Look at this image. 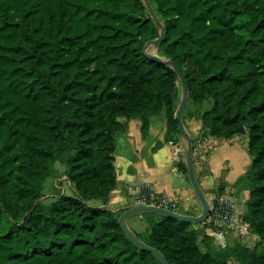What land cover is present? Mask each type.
Listing matches in <instances>:
<instances>
[{
	"label": "trees",
	"instance_id": "trees-1",
	"mask_svg": "<svg viewBox=\"0 0 264 264\" xmlns=\"http://www.w3.org/2000/svg\"><path fill=\"white\" fill-rule=\"evenodd\" d=\"M150 1L166 29L159 55L186 74L203 135L249 134L239 183L259 243L220 251L202 226L157 215L135 232L170 264H264V0ZM158 37L141 0H0V264H162L106 207L120 119H140L145 136L166 111L167 141H181L178 77L144 55ZM58 163L74 194L48 202Z\"/></svg>",
	"mask_w": 264,
	"mask_h": 264
},
{
	"label": "crops",
	"instance_id": "crops-1",
	"mask_svg": "<svg viewBox=\"0 0 264 264\" xmlns=\"http://www.w3.org/2000/svg\"><path fill=\"white\" fill-rule=\"evenodd\" d=\"M126 129L115 135V174L117 186L110 195L108 209L118 212L137 203L144 184H151L157 191L177 201V212L184 215L200 216L201 203L194 189L178 165L185 161L182 141L174 135L167 141L170 132L168 116L163 111L150 119L147 135L142 133L140 119L126 120ZM185 125L194 141L203 135V124L190 113L185 112ZM213 139V147L206 162L197 165V174L203 190L209 198L215 191L232 194L237 198L239 207L245 211L250 199V191L239 180L246 175L252 165L249 154V134L236 136L229 140ZM67 180L63 176L62 180ZM68 181V180H67ZM72 189V185L68 182ZM57 188V185H56ZM63 193H66L64 187ZM73 191V190H72ZM74 193V191H73ZM56 195L44 197L52 201ZM101 206L100 202H94ZM135 222V227L131 224ZM138 233H145L147 226L142 216L129 222Z\"/></svg>",
	"mask_w": 264,
	"mask_h": 264
},
{
	"label": "water",
	"instance_id": "water-1",
	"mask_svg": "<svg viewBox=\"0 0 264 264\" xmlns=\"http://www.w3.org/2000/svg\"><path fill=\"white\" fill-rule=\"evenodd\" d=\"M141 1L143 2L148 14L150 15L153 23L159 31V37L146 44L144 55L147 59L171 69L178 77V81L181 87V100L175 113V120L177 121L179 135L184 147L188 178L196 196L201 203L202 213L200 216L184 215L162 207L137 202L122 210L119 218V223L128 239L133 242L138 248L152 253L162 264H170L167 258L160 251L148 245L143 239L138 236V234L131 228L129 222L133 218L141 217L143 215H157L165 218H173L179 222L193 224L195 226H202L210 216L211 203L209 195L203 190L199 181L194 152V139L185 125V112L190 100V88L186 74L182 70H180V68L174 61L159 55L160 46L166 40L165 25L162 19L157 14L151 1Z\"/></svg>",
	"mask_w": 264,
	"mask_h": 264
},
{
	"label": "built area",
	"instance_id": "built-area-1",
	"mask_svg": "<svg viewBox=\"0 0 264 264\" xmlns=\"http://www.w3.org/2000/svg\"><path fill=\"white\" fill-rule=\"evenodd\" d=\"M212 147L213 139L210 136L200 135L195 139L194 152L196 165L206 162V157L212 150ZM209 199L211 213L207 221L202 225L205 235L217 238L222 230L233 231L243 236L250 233V224L244 217L245 212L240 209L237 198L234 195L215 191ZM137 202L177 212L178 202L157 191L149 183L143 185Z\"/></svg>",
	"mask_w": 264,
	"mask_h": 264
},
{
	"label": "rangeland",
	"instance_id": "rangeland-1",
	"mask_svg": "<svg viewBox=\"0 0 264 264\" xmlns=\"http://www.w3.org/2000/svg\"><path fill=\"white\" fill-rule=\"evenodd\" d=\"M180 100H181V87H180V84L178 83L177 88H176V107H178ZM212 103L213 102L205 104L203 108L204 109L211 108ZM189 109L191 111L195 109V105L192 102L189 104ZM64 174H65V167L59 163L56 164L55 177L49 179L45 184V187H44L45 197L51 194H54L56 196H58L59 194H65L68 196L74 194L71 187L68 184V181L66 179L62 180L63 176H65ZM56 185H57V188H56ZM61 187H64V189L66 190V193H63V189ZM142 222L145 223L146 226L148 227L147 220L143 219ZM131 226L132 228H134L135 222H133ZM222 231H221L222 234L220 233L219 237H217V239L215 238V243H214V247L220 251H226L230 246L234 245L235 243L244 244L251 252L255 251L256 247L258 246L259 238L252 235L251 230H250V233L245 236L240 235L233 231H226V230H222ZM140 234L142 236H145V233H140ZM230 261L234 264H240L239 259L236 257L231 258Z\"/></svg>",
	"mask_w": 264,
	"mask_h": 264
}]
</instances>
